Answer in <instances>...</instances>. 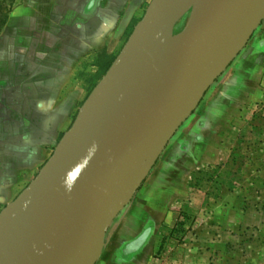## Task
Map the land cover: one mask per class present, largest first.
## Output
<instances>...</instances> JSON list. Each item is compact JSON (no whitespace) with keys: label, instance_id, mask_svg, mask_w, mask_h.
I'll use <instances>...</instances> for the list:
<instances>
[{"label":"crops","instance_id":"0c3cea01","mask_svg":"<svg viewBox=\"0 0 264 264\" xmlns=\"http://www.w3.org/2000/svg\"><path fill=\"white\" fill-rule=\"evenodd\" d=\"M119 7L120 0H19L4 21L0 31V213L36 178L71 124L84 115L94 93L106 87L102 85L104 69L112 62L119 45L118 38L113 36L120 21ZM145 21L146 16L138 26ZM132 22L133 16L126 20L128 24ZM192 139L194 135L181 142L178 139L168 150L166 165L173 172L178 171L179 156H184L187 163L177 177L181 181L179 186L169 192L160 187L152 195L165 208H158L149 199L144 200L142 209L127 210L124 214L123 210L107 232L97 264H163L156 256L168 247V223L176 215L169 210L180 198L186 199L188 179L214 159L203 151L193 155L186 148ZM183 149L186 151L181 153ZM44 200L45 197L26 218L30 229L28 245L32 254L42 259L40 264H65L71 242L82 226L73 234L74 224L65 216L59 218L56 207L50 219L56 226H67L62 234V242L67 245L60 253L49 243L38 248L40 244L34 238L44 219ZM62 206L70 204L62 202ZM72 215L82 224L84 218L92 224L97 213L93 210L83 214L81 209ZM255 216L257 213L244 209L217 210L212 217H217L218 224L201 228L200 233L204 231L207 239L203 245L194 246L196 250L203 247L205 254L199 257L193 252L176 264H227L225 254L218 252L227 248L230 241L226 232L239 230L241 224L246 225ZM212 232L220 233L222 240H213L209 236Z\"/></svg>","mask_w":264,"mask_h":264},{"label":"water","instance_id":"95a60500","mask_svg":"<svg viewBox=\"0 0 264 264\" xmlns=\"http://www.w3.org/2000/svg\"><path fill=\"white\" fill-rule=\"evenodd\" d=\"M258 2L197 0L186 28L175 34L184 13L183 0H173L168 22L154 25V42L135 41V30L102 81V85L109 89L106 104L93 117L83 115L74 122L36 178L0 213V235L5 231L16 241L15 245L7 247L3 257L0 256V264L17 260H22L24 264H39L28 245L30 229L26 218L48 193L58 187L68 167H73L74 171L63 191V203L69 205L90 194L94 188L99 191V198L95 221L87 223L84 218L79 234L71 242L65 264H97L104 251L109 228L149 177L188 114L198 104L197 100L189 106L184 99L186 89L197 78L194 67L186 62L190 47L233 33L231 22L241 5H247L250 12L247 27L239 40L240 46H245L263 19L264 9L259 7ZM164 5L165 0H153L146 21L152 20ZM138 55L154 61L152 78L155 96L151 110L128 103L119 75L128 61ZM209 81L202 84L200 95ZM145 114L156 116L154 136L135 145L126 155L112 156L99 170L98 158L102 147L116 126L125 119ZM125 179L135 181V186L123 196L122 183Z\"/></svg>","mask_w":264,"mask_h":264},{"label":"rangeland","instance_id":"374dc122","mask_svg":"<svg viewBox=\"0 0 264 264\" xmlns=\"http://www.w3.org/2000/svg\"><path fill=\"white\" fill-rule=\"evenodd\" d=\"M18 1L0 0V31ZM151 2L120 0V21L113 33L119 45L112 61L116 60L138 23L145 18ZM191 14L192 9L184 13L175 34L186 28ZM132 16L133 22L126 23ZM106 74H103L104 77ZM188 135H194V139L186 145L193 155L203 151L214 159L188 179L186 199L180 198L175 206H171L169 213L176 215L168 223L171 230L167 237L168 247L156 259L163 264H172L175 260L176 264L178 260H186L193 252L199 257L204 255L203 247L195 249L207 239L203 236L204 231L200 233V230L211 227L210 224L217 225V217L212 215L225 208L257 213L246 225L241 224L239 230L226 232L230 237L229 242L225 241L227 248L218 250L225 254V263L264 264V13L259 27L246 45L240 46L231 61L207 83L197 106L188 114L123 214L127 210L142 209L144 200H153L152 195L158 193L160 187L169 192L179 186L181 181L177 177L187 162L184 156H179L178 171L173 172L166 165V160L170 155V146ZM185 151L183 149L181 153ZM152 203H156L158 208L161 205L165 208L164 203L154 200ZM209 236L215 241L222 240L220 233L212 232ZM124 253L127 255L129 250Z\"/></svg>","mask_w":264,"mask_h":264},{"label":"bare ground","instance_id":"6f19581e","mask_svg":"<svg viewBox=\"0 0 264 264\" xmlns=\"http://www.w3.org/2000/svg\"><path fill=\"white\" fill-rule=\"evenodd\" d=\"M172 1L173 0H165V5L156 12L152 20H147L138 26L135 33V41L143 43H152L155 41L154 25H165L168 22ZM196 2L197 0H183V13H186V11L190 9L193 10ZM258 5L261 9H264V0H259ZM249 18L250 12L248 6L241 5L237 8L231 22L233 33H228L224 37L216 36L207 42L190 47L186 55V62L188 63V66L194 67L197 78L196 82L186 89L184 95V99L189 106H193L197 102L202 91V84L211 80L235 56L240 46V33L245 31ZM200 56L201 58H199ZM152 65H154L153 60L138 55L130 59L120 70L119 75L123 83V91L131 106L140 107L146 110H151L154 107L155 86L152 78ZM108 97L109 89L107 87H102L97 90L90 98L89 104L84 110L85 112H83L84 117H93L95 113L106 104ZM156 129L157 121L154 114H145L121 121L113 130L111 137L102 147V151L98 158V169H102L112 156L126 155L132 151L135 145L152 138ZM73 171V167H68L58 187L45 196L43 207L45 205L46 207L41 212L44 219L39 223L38 232L36 234L37 237L35 236L36 238H34L36 240L35 243L40 244L38 248L41 247V244L49 243L55 248L56 253H60L67 245L63 243L64 241L62 242V234L66 231L67 226H56L50 219L55 213L54 210L56 207L59 212V218L65 216L74 224L75 228L72 227L73 234L82 226V223L72 214H76L81 209H83V214L84 212L88 213L93 210H96V213L98 212L99 191L95 188L90 194L73 201L70 204V207L62 206L63 191L69 183ZM134 186L135 181L125 179L122 183L123 196L129 194L134 189ZM57 203L59 207L57 206ZM12 244L15 245L16 241L3 231L0 235L1 257H3L5 251H7V247ZM45 246H43V248ZM35 258L39 259L37 256ZM51 258L52 257H50V259ZM56 259L57 258L55 257V260ZM41 260L39 259L38 261L41 262ZM9 264L24 263L22 260H17L16 262H9ZM46 264H48V261Z\"/></svg>","mask_w":264,"mask_h":264},{"label":"trees","instance_id":"16d2710c","mask_svg":"<svg viewBox=\"0 0 264 264\" xmlns=\"http://www.w3.org/2000/svg\"><path fill=\"white\" fill-rule=\"evenodd\" d=\"M114 61H112L109 65H107V67H105L104 69V74L108 71V69L110 68V66L112 65Z\"/></svg>","mask_w":264,"mask_h":264}]
</instances>
